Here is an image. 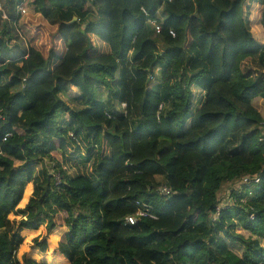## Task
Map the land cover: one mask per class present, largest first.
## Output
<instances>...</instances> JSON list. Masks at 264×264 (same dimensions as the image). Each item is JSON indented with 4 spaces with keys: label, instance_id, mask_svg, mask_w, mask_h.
<instances>
[{
    "label": "trees",
    "instance_id": "trees-1",
    "mask_svg": "<svg viewBox=\"0 0 264 264\" xmlns=\"http://www.w3.org/2000/svg\"><path fill=\"white\" fill-rule=\"evenodd\" d=\"M247 2L261 9L260 24ZM20 6L54 29L47 56L24 46ZM0 7V264H41L18 252L24 234L44 226L33 248L67 264H264V114L255 106L264 100V0ZM192 87L204 93L197 105ZM68 151L92 164L91 176L70 177L56 159ZM243 177L260 181L231 191L219 210L224 186ZM138 203L157 219L127 225ZM59 215L67 231L51 250Z\"/></svg>",
    "mask_w": 264,
    "mask_h": 264
},
{
    "label": "rangeland",
    "instance_id": "rangeland-1",
    "mask_svg": "<svg viewBox=\"0 0 264 264\" xmlns=\"http://www.w3.org/2000/svg\"><path fill=\"white\" fill-rule=\"evenodd\" d=\"M248 4H249V2L246 3L245 7H248ZM252 7H255V8H252ZM248 8L250 9V13H251L250 18H249L251 20V22H252V19H254L255 20L254 22L256 25L260 24L259 22L261 20V12H262L261 9L257 5L256 6L252 5L251 7H248ZM25 10L27 11V15L25 16L24 20L22 21L23 25L21 23V29H20L21 34L23 35L22 36L23 44H24V46H27L28 44L32 45V46L37 45L36 47H39V49H41V51L44 53V55L47 56L51 44L55 43V41L52 39L54 29L48 28L47 26L43 25L41 23V20L37 16H35L34 14H32L30 12V10H31L30 7H25ZM253 28L254 27L252 26L253 35L256 37L257 40H259V37L256 36V33L253 31ZM97 43L102 44L98 39H97ZM56 45H57L56 50L59 51L60 53H63L65 50V47L62 44V42L56 41ZM103 50L106 51V49H103ZM192 90H193L194 96L197 97L196 101L199 98H201V96H204V93L201 90L197 89L196 87H192ZM107 95L108 94H107L105 89L99 88L100 98H102L103 100L106 101ZM62 100L65 101L66 104H68L72 109L77 110V109L81 108V105L79 103H75L73 101H70L66 97H62ZM255 106L257 107V109L262 114H264V100H262V99L256 100ZM67 153L69 155V151ZM56 159L59 161H62V163H64V165H66L67 172L70 175V177H75L78 175H86V176L92 175V164L87 165V166H82V164L80 163V160L76 156H73V155L70 156L69 155V156L65 157L64 159H62L61 155L58 154L56 156ZM36 170L37 171L42 170V167L40 164L37 165ZM238 186H239L238 183H229V184L224 186L223 190L219 194V198L222 201V204L225 205L226 203H229V197H230L231 191H233L234 189H237ZM63 218H64L63 215H59L55 219V223L57 225V228L51 232L50 237H49L51 250H55L57 248L58 244L60 242L64 241V235L67 231V228L63 224ZM213 219H214V217H213ZM16 228H17L16 225H12V232L11 233L13 235H16V233H17ZM45 232H46V230H45V226H44L38 232H31V233L27 232L26 234H24L25 242L18 252L19 260H21L22 256L24 255V257L32 258L41 264H67L65 259H63L62 257H60L58 255H54L53 253H52V255L49 254L50 258L48 260H46L45 256H43L39 253V250H36L33 248V245H34L33 241L35 239H40L41 237H43L45 235ZM234 232L238 235H242L245 238L250 237V233L244 231L241 227H239L238 229H235ZM262 244L264 246V241H262ZM230 249L239 257L243 256L244 248L241 245L230 243Z\"/></svg>",
    "mask_w": 264,
    "mask_h": 264
},
{
    "label": "built area",
    "instance_id": "built-area-1",
    "mask_svg": "<svg viewBox=\"0 0 264 264\" xmlns=\"http://www.w3.org/2000/svg\"><path fill=\"white\" fill-rule=\"evenodd\" d=\"M1 9V7H0ZM18 11L22 14H25L27 11L25 10V7L24 6H20L18 8ZM4 17L6 18V15L4 14ZM151 24L154 26L155 28V31H156V34L157 35H160L162 33V25L160 23H154L153 21L151 22ZM170 34L175 37V33L173 31H170ZM71 137L75 140V136L74 134H71ZM252 181H254L256 184L259 183L260 179L258 177H254V178H250V177H243L239 186L237 187V189H241V187L243 185L247 186L249 184L252 183ZM161 191L163 193H166L167 195H170L171 194V189L168 188L167 186H164L162 187ZM138 205L140 206V208L137 210V212L133 215H129L125 218V222L127 225H130V226H135L141 219H144V218H151V219H157L155 217L154 214H152L150 212V208L146 205V204H141V203H138ZM224 204L223 206H220L219 207V210L223 207L224 208ZM219 217V212L216 213V215L214 216V219L217 220ZM129 218H132V220H135V223H132L131 220Z\"/></svg>",
    "mask_w": 264,
    "mask_h": 264
},
{
    "label": "crops",
    "instance_id": "crops-1",
    "mask_svg": "<svg viewBox=\"0 0 264 264\" xmlns=\"http://www.w3.org/2000/svg\"><path fill=\"white\" fill-rule=\"evenodd\" d=\"M3 17H4V13H3ZM4 18H5V17H4ZM6 18H7V16H6ZM6 18H5V19H6ZM14 43H15V42H14V41H12V43H11V44H14ZM202 97H203V96H201V98H199V99L196 101V98H197V97H196V96H194V100H195L194 102H195V104H196V103H198V102H200V101H201V99H202ZM196 105H197V104H196ZM196 105H195V106H196ZM250 236H251V235H250ZM254 238H255V237H254ZM262 245H263V244H262Z\"/></svg>",
    "mask_w": 264,
    "mask_h": 264
},
{
    "label": "clouds",
    "instance_id": "clouds-1",
    "mask_svg": "<svg viewBox=\"0 0 264 264\" xmlns=\"http://www.w3.org/2000/svg\"><path fill=\"white\" fill-rule=\"evenodd\" d=\"M131 220L132 223H135V220H132V218H129Z\"/></svg>",
    "mask_w": 264,
    "mask_h": 264
},
{
    "label": "water",
    "instance_id": "water-1",
    "mask_svg": "<svg viewBox=\"0 0 264 264\" xmlns=\"http://www.w3.org/2000/svg\"><path fill=\"white\" fill-rule=\"evenodd\" d=\"M77 19L76 18H74L72 21H71V23H73V22H75Z\"/></svg>",
    "mask_w": 264,
    "mask_h": 264
}]
</instances>
